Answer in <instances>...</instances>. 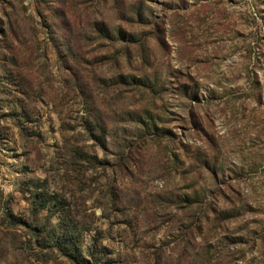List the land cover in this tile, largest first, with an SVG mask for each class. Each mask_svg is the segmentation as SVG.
Here are the masks:
<instances>
[{
	"label": "rangeland",
	"instance_id": "1",
	"mask_svg": "<svg viewBox=\"0 0 264 264\" xmlns=\"http://www.w3.org/2000/svg\"><path fill=\"white\" fill-rule=\"evenodd\" d=\"M0 264H264V0H0Z\"/></svg>",
	"mask_w": 264,
	"mask_h": 264
},
{
	"label": "trees",
	"instance_id": "2",
	"mask_svg": "<svg viewBox=\"0 0 264 264\" xmlns=\"http://www.w3.org/2000/svg\"><path fill=\"white\" fill-rule=\"evenodd\" d=\"M6 216H7L6 220L8 221L9 226H16V225L20 224V221H21L20 219L13 217L11 214H7ZM48 238H50V236H48ZM68 238H69V236H68ZM61 239L67 243V240H68L67 237H66V239L65 238H61ZM62 245H66V244L62 243ZM59 246L57 245L56 247L58 250L63 252L62 255H64V256H72V258H74V259L77 258V255H79V257L81 256L80 254H78L80 249L77 247H74V249H65V246L64 247H59ZM69 250H73V251H69Z\"/></svg>",
	"mask_w": 264,
	"mask_h": 264
}]
</instances>
